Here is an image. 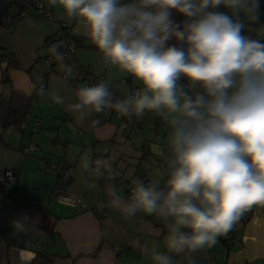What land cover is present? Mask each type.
<instances>
[{
    "label": "clouds",
    "instance_id": "clouds-1",
    "mask_svg": "<svg viewBox=\"0 0 264 264\" xmlns=\"http://www.w3.org/2000/svg\"><path fill=\"white\" fill-rule=\"evenodd\" d=\"M86 26L103 56L138 81L126 98L110 82L81 85L69 107L81 122L93 112L114 110L129 119L154 113L168 127L167 179L133 182L130 200L115 190L111 206L126 217L154 214L165 222L161 251L145 244L152 264H174L217 243L255 206L264 207V25L260 0H52ZM227 11H220V7ZM173 10L185 19L173 20ZM255 25V27H253ZM253 33V34H245ZM177 43L169 46V41ZM66 78L74 69L58 45L49 49ZM181 78L187 81L180 83ZM63 105L58 90L38 89ZM98 123V122H97ZM82 173L115 179L110 159L80 158ZM29 219L12 221L26 231Z\"/></svg>",
    "mask_w": 264,
    "mask_h": 264
},
{
    "label": "crops",
    "instance_id": "crops-1",
    "mask_svg": "<svg viewBox=\"0 0 264 264\" xmlns=\"http://www.w3.org/2000/svg\"><path fill=\"white\" fill-rule=\"evenodd\" d=\"M40 1L52 9L56 22L67 24L79 37L75 57L93 76L109 81L110 89L121 98L128 96L131 87H141L133 77L126 80L127 73L105 64L82 21L65 15L52 0ZM12 4L13 0H0V8ZM260 5L259 24L264 25V4ZM219 10L227 11L222 6ZM10 14L18 15L15 6ZM172 18L176 23L185 19L174 10ZM57 32V25L32 5L12 24H0V47L10 54L8 59L0 51V138L4 140L0 142V174L7 167L17 173L15 182L0 185V264H152L143 248L156 243L166 251L165 222L143 212L126 217L111 206L110 192L115 190L128 201L127 190L142 173L164 185L166 164L153 149L161 148L167 155L168 127L154 113L133 117L137 128L132 132L118 128L117 112H93L81 122L80 114L69 107L76 102L78 84L62 76L56 61H47L53 46L49 38ZM180 83L187 81L181 78ZM41 85L58 90L65 103L42 98ZM1 117L8 119L5 126ZM34 121L38 126L32 130ZM30 143L36 144L35 149L21 153L20 148ZM86 153L93 160L110 159L116 181L107 178V172L99 178L82 173L80 158ZM58 159L70 166L71 182L62 194H80L86 208L68 205L56 196L57 174L46 170L45 163ZM21 216L29 219L26 231L12 227V221ZM232 232L240 235L239 246L225 242V234L191 258L196 264L199 260L204 264H264V207L247 212L227 234ZM172 255L174 264H188L187 256Z\"/></svg>",
    "mask_w": 264,
    "mask_h": 264
},
{
    "label": "built area",
    "instance_id": "built-area-1",
    "mask_svg": "<svg viewBox=\"0 0 264 264\" xmlns=\"http://www.w3.org/2000/svg\"><path fill=\"white\" fill-rule=\"evenodd\" d=\"M22 8L21 10L17 13L18 15H11L9 14L3 19V24L5 25H10L14 21L18 20V17L23 16L26 13V8L29 6H34L37 9V12L48 19L49 21L53 22L54 24L57 25L58 32L54 35H52L49 38V41L53 45H58L60 48V51H62L65 54V63L71 65L74 69L73 76L71 78H66L65 74L61 72L62 76L66 78L69 82L72 84H78V88L81 85H87V86H94L100 82H104V79L97 78L96 76H93L92 73L84 68L76 59L75 57V51L76 48L78 47L79 44V37L73 34L69 29L68 25L63 23V22H56L53 18V12L52 9L45 7L40 0H22ZM47 61L54 62L55 58L50 54L47 57ZM131 76L128 74L126 77V80H129ZM134 89H137V87H131L129 90V94L133 92ZM111 90V89H110ZM113 91V90H111ZM114 92V91H113ZM116 97L121 98L116 92H114ZM123 99V98H121ZM106 112H116L114 110H109L106 109ZM118 116L120 117L121 121L119 123V129L120 130H126L127 132H132L137 128V123L134 119H126L125 116H122L121 114L117 113ZM32 130H35L36 127L38 126V122H33L32 123ZM20 127L24 128L25 123L22 122L20 123ZM0 138V142H1ZM132 142H135L134 139H131ZM4 142V140L2 141ZM34 143H30L29 145L22 146L20 149L21 153H29L30 151L35 149ZM141 167H143V162H140ZM55 164H50V165H45L46 170H54L55 169ZM167 169L164 170V178L165 180L167 179L166 175ZM107 178L111 179L109 175ZM17 179V173L14 170L13 167H7L4 168L0 174V185H6L15 182ZM116 181L115 179H112ZM143 181L145 184L152 183L149 178L147 177L146 173H142L140 179ZM71 182V176H70V169L69 167L65 168L63 172L60 173V175L57 178L56 181V191L58 192L56 196L60 198L64 203L72 206L76 205H81L83 208H86V204L83 201V198L80 194H77L75 196H68L65 194H62V189L69 185ZM133 188V184L129 186L127 190V198L130 200V194ZM224 240L227 243H232V244H237L238 246L241 244V237L237 232H232L231 234H226L224 236Z\"/></svg>",
    "mask_w": 264,
    "mask_h": 264
},
{
    "label": "trees",
    "instance_id": "trees-1",
    "mask_svg": "<svg viewBox=\"0 0 264 264\" xmlns=\"http://www.w3.org/2000/svg\"><path fill=\"white\" fill-rule=\"evenodd\" d=\"M260 1H261L260 3L264 4V0H260ZM12 6H15V8H16V13H18V12L20 11V9L23 7V6H22V2H21V0H13V4H12L10 7H8V8H0V24H3V19H4L6 16H8V15L10 14V8H11ZM11 15H16V14H11ZM0 51H2V52L8 57V59L10 58V54H8L7 51H6L4 48L0 47ZM125 118H126V117H125ZM131 119H134V118H131ZM7 120H8V119H6V118H4V117H1V123H2L3 126L6 125ZM134 120H135V119H134ZM31 125H32V124H31ZM28 145H29V144H28ZM35 147H36V145H35ZM21 148H22V147H21ZM21 148H20V149H21ZM32 151H33V150H32ZM30 152H31V151H30ZM46 164H47V165L55 164L56 167H55V169L52 170V171H54V172L57 174V178H58V176L60 175V173L64 171L65 168H67V167L70 168V166H69L68 164L63 163V160H62V159H58V161H54V162H52V163H45V165H46Z\"/></svg>",
    "mask_w": 264,
    "mask_h": 264
},
{
    "label": "rangeland",
    "instance_id": "rangeland-1",
    "mask_svg": "<svg viewBox=\"0 0 264 264\" xmlns=\"http://www.w3.org/2000/svg\"><path fill=\"white\" fill-rule=\"evenodd\" d=\"M146 128H147V125H145V127H143V133L146 132Z\"/></svg>",
    "mask_w": 264,
    "mask_h": 264
},
{
    "label": "water",
    "instance_id": "water-1",
    "mask_svg": "<svg viewBox=\"0 0 264 264\" xmlns=\"http://www.w3.org/2000/svg\"><path fill=\"white\" fill-rule=\"evenodd\" d=\"M199 264H204V260H199Z\"/></svg>",
    "mask_w": 264,
    "mask_h": 264
}]
</instances>
